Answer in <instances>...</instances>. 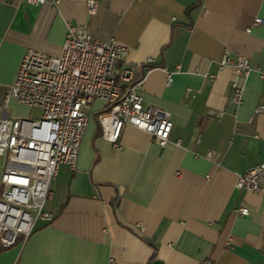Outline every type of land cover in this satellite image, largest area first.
<instances>
[{
    "label": "crops",
    "instance_id": "1",
    "mask_svg": "<svg viewBox=\"0 0 264 264\" xmlns=\"http://www.w3.org/2000/svg\"><path fill=\"white\" fill-rule=\"evenodd\" d=\"M86 1L0 0V115L35 112L5 96L26 51L60 54L71 22L129 48L119 67L134 66L144 105L167 112L172 142L128 124L114 147L95 99L76 168L61 164L52 182L53 218L0 250V264H264V194L235 187L264 161V0H96L93 16ZM226 53L253 67L241 104Z\"/></svg>",
    "mask_w": 264,
    "mask_h": 264
},
{
    "label": "built area",
    "instance_id": "2",
    "mask_svg": "<svg viewBox=\"0 0 264 264\" xmlns=\"http://www.w3.org/2000/svg\"><path fill=\"white\" fill-rule=\"evenodd\" d=\"M26 1L35 5L49 2L55 7L60 4V0ZM97 8L96 0L86 1L89 16L95 15ZM261 22V18L255 19V24ZM128 50L114 36L100 41L87 26L68 22L60 54L26 51L5 101L14 99L35 112L0 115V250L24 243L37 220L53 218L46 208L53 194L52 182L61 164L76 168L88 128L87 109L95 99L106 105L98 114L99 134L114 147L121 148L120 138L128 124L150 133L161 147L172 142L174 123L167 112L144 105L139 85L132 83L134 66L119 67ZM228 64L235 73L232 99L241 104L244 87L240 79H246L253 67L248 58L239 55L231 60L226 53L221 65ZM259 73L264 79V71ZM171 80L169 74L168 83ZM5 109L0 104V113ZM207 157L215 161L217 154L209 151ZM235 187L264 194V161L238 173ZM237 213L248 215L250 210L243 206Z\"/></svg>",
    "mask_w": 264,
    "mask_h": 264
}]
</instances>
